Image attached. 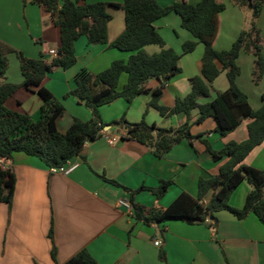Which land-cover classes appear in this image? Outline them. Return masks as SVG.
Wrapping results in <instances>:
<instances>
[{"label":"crops","instance_id":"obj_1","mask_svg":"<svg viewBox=\"0 0 264 264\" xmlns=\"http://www.w3.org/2000/svg\"><path fill=\"white\" fill-rule=\"evenodd\" d=\"M124 1H82V5H108L109 43L90 44L86 37L79 38L75 43L76 64L68 70L56 68L43 80L42 86L65 108L57 121L61 134L66 133L74 119L89 121L92 118L91 110L75 96L67 97L75 88L76 75L83 69L100 74L115 61L127 64L132 56V53L110 47L125 30V14L115 7ZM183 1L196 4L200 0H157L162 7ZM220 1L226 5V10L219 15L214 47L217 51H227L242 31L248 29L246 20L251 18V11L237 6L233 0ZM154 26L167 48L181 56V74L167 84L160 99V105L172 108L176 98H185L191 92L190 79L201 76L204 46L199 44L194 52L183 55L184 43L194 39L181 27V20L174 13ZM257 26L264 56V6ZM0 41L28 59L44 56L46 62L53 59L50 52H58L61 46L60 30L52 16L31 0H0ZM144 50L148 55L160 52L157 46ZM13 62L14 67L11 69L9 65L3 83L19 85L23 83V76L19 61ZM237 64L241 70L237 85L247 95L252 109L258 110L263 103L264 76L258 85L253 82L255 58L251 54L242 53ZM216 65L222 68L219 63ZM222 77L223 73L214 81L211 97L200 99V104L211 102L217 92L228 89V82L224 84ZM122 78L121 86L127 81ZM252 84L257 88H252ZM158 86L153 80L146 89L152 91ZM25 91L26 95L10 98L7 107L36 119L42 100L36 94L37 89ZM151 98L152 93L148 92L131 104L119 99L101 107L102 122L108 125L123 115L130 123L145 119L148 124L165 129H178L187 122L185 115L161 117L157 110L148 107ZM29 102H34L31 109ZM197 117L198 112L193 111L191 133L200 139L184 140L161 158L155 157L149 148L127 140L125 129L107 126L99 139L85 144L81 154L68 161V167L77 166L68 175L53 174L39 159L22 153L1 161L3 168L14 172L16 184L11 206L0 203V264H65L85 249L96 264H165L159 259L160 253L165 254L167 264H264V226L254 214L238 220L228 211L219 212L214 228L209 219L193 225L178 221L146 225L135 219L133 211L128 212L119 205L120 201L131 205L133 200L146 208H166L182 193L196 197L198 181L217 175L226 163V160L213 162L203 141L220 151L230 142L241 143L248 139L251 120L243 121L238 129L222 137L215 132L213 119L195 125ZM243 164L264 170V143L255 148ZM161 181L174 183L157 199L149 190L157 188ZM124 188L138 192L131 195ZM251 190L247 182L241 184L232 194L230 206L242 209ZM51 226L56 261L51 258L53 244L48 237ZM156 241L159 246H155Z\"/></svg>","mask_w":264,"mask_h":264},{"label":"trees","instance_id":"obj_2","mask_svg":"<svg viewBox=\"0 0 264 264\" xmlns=\"http://www.w3.org/2000/svg\"><path fill=\"white\" fill-rule=\"evenodd\" d=\"M82 1L84 0H31L33 5L50 13L55 26L60 30L61 46L50 62H46L44 56L28 59L21 52L0 43V203L11 206L16 184L14 172L3 168L1 161L11 160L17 153L35 157L49 169L59 168L79 156L85 144L99 139L104 128L110 126L125 129L127 140L149 148L155 157L161 158L184 140L200 139L191 133V114L197 111L198 117L194 124L201 125L211 118L216 123L215 132L222 137L238 129L243 121L251 120L248 139L241 143L230 142L220 151L213 150L207 141H203L213 162L226 160L218 174L198 181L196 197L182 193L166 208H146L132 200L135 219L146 225H165L171 221L193 225L205 223L209 219L214 228L216 214L228 211L238 220L254 214L264 226V170L243 164L247 156L264 143V94L262 106L253 110L247 95L237 85L241 75L237 60L242 53L251 54L255 58L253 82L258 85L264 76L261 32L257 26L264 0H233L237 6L251 11L252 21L250 28L242 31L227 51H217L214 47L219 30V15L226 10V5L220 0H200L196 4L183 1L169 7H162L157 0H125L123 4L115 6L125 14V30L110 47L132 53V56L127 64L115 61L100 74L95 75L83 69L76 75L75 88L68 95L75 96L90 109L92 118L89 121L74 119L66 133L61 134L57 129V121L63 116L65 108L42 86L43 80L56 68L68 70L76 64L75 43L79 38L86 37L90 44L109 43L108 24L111 16L107 11L108 5H82ZM173 13L178 15L181 27L194 39L184 43L183 55L194 52L199 44L204 46V54L201 76L190 79L191 92L185 98H176L174 107L168 108L160 105V99L167 84L181 74V56L167 48L154 24ZM149 46L159 47L160 52L148 55L144 49ZM9 53H16L23 76L22 84L3 83L9 67ZM217 63L222 66L221 69L217 67ZM221 73L226 74L228 89L217 92L211 102L200 104V99L211 97L212 85ZM123 75L127 76V81L121 86ZM153 80L159 86L149 91L146 85ZM19 89H37L36 94L43 104L36 119L7 107V101ZM148 92L152 93L149 108L157 110L165 118L185 115L187 122L178 129L150 125L145 119L130 123L125 115L108 125L102 122L99 114L101 107L109 106L119 99L131 104L138 96ZM107 181L120 186L115 181ZM245 182L252 190L247 195L243 208L230 206L232 194ZM173 183L161 181L157 188L149 191L160 199ZM124 189L130 191L131 195L138 192ZM210 193L211 198L207 201ZM48 237L53 244L51 258L56 261L57 249L53 241L52 226ZM159 259L167 264L164 253H160ZM65 264H96V261L85 249Z\"/></svg>","mask_w":264,"mask_h":264},{"label":"rangeland","instance_id":"obj_3","mask_svg":"<svg viewBox=\"0 0 264 264\" xmlns=\"http://www.w3.org/2000/svg\"><path fill=\"white\" fill-rule=\"evenodd\" d=\"M250 19H251V20H250ZM250 19L247 18V20H246V21H248V24H249V25L251 24V21H252V13H251V18H250ZM249 25L247 26L248 29L250 28ZM248 29H247V30H248ZM0 43H1V44H4V43L1 42V41H0ZM5 45H6V44H5ZM6 46H7V45H6ZM8 47H9V46H8ZM9 56H10V58H9ZM7 59H8V64L10 65V67H11V69H12V68L14 67V64H13L14 62H13V60H14V61H17V60H18V58H17V56H16V53H9V54L7 55ZM16 71H17V67H16ZM225 75H226V74L223 73V77H222V79H220V80H221L223 83L225 82L224 84H227L228 81H227V78H226ZM126 79H127L126 76H124V77L122 78V80H125V81H126ZM227 86H228V85H227ZM252 86H253L252 88H257L256 85H254V84H252ZM217 87H219V85H217ZM25 93H26V91H25L24 89H20V91H17V92L13 95V97H15V96H17V97L20 96V97H21L22 94H25ZM26 94H27V93H26ZM26 94H25V95H26ZM25 95H23V96H25ZM68 96H69V95H68ZM68 96H67V97H68ZM253 102H254V100H253ZM33 103H34V102H32V103L29 102V103L27 104V105L30 107L29 109H31ZM8 105H10V107H11V103H8ZM12 110H13V109H12ZM14 111H16V110H14ZM17 111H18V110H17ZM66 118H67V117H66Z\"/></svg>","mask_w":264,"mask_h":264},{"label":"built area","instance_id":"obj_4","mask_svg":"<svg viewBox=\"0 0 264 264\" xmlns=\"http://www.w3.org/2000/svg\"><path fill=\"white\" fill-rule=\"evenodd\" d=\"M50 55L53 56V57H56L57 55V52H54V51H51L50 52ZM114 140H112L111 142H113ZM2 165V163H1ZM3 167V166H2ZM77 168L76 165H72V166H69L68 167V162L62 166V167H59V168H53V169H50L51 173L53 174H62V175H68L69 173H71L72 171H74L75 169ZM119 205L123 208H125L128 212H132V207L130 204H128L127 202H124V201H120L119 202ZM155 246H159V242L156 241L155 242Z\"/></svg>","mask_w":264,"mask_h":264}]
</instances>
